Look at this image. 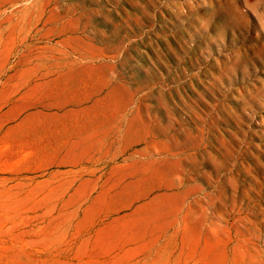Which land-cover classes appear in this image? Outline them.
Returning a JSON list of instances; mask_svg holds the SVG:
<instances>
[{
  "label": "rangeland",
  "instance_id": "rangeland-1",
  "mask_svg": "<svg viewBox=\"0 0 264 264\" xmlns=\"http://www.w3.org/2000/svg\"><path fill=\"white\" fill-rule=\"evenodd\" d=\"M0 264H264V0H0Z\"/></svg>",
  "mask_w": 264,
  "mask_h": 264
}]
</instances>
